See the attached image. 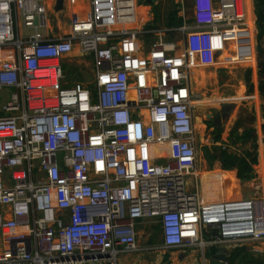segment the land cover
I'll return each mask as SVG.
<instances>
[{
    "label": "built area",
    "instance_id": "built-area-1",
    "mask_svg": "<svg viewBox=\"0 0 264 264\" xmlns=\"http://www.w3.org/2000/svg\"><path fill=\"white\" fill-rule=\"evenodd\" d=\"M88 2L60 36L43 33L45 0H0V264H118L263 242L261 201H205L197 184L189 72L226 53L231 63L254 56L244 0H192L190 26L156 32L136 28V0ZM168 31L183 43L143 50L139 35ZM75 47L91 57L92 79L65 86ZM147 220L161 245L140 249Z\"/></svg>",
    "mask_w": 264,
    "mask_h": 264
},
{
    "label": "crops",
    "instance_id": "crops-1",
    "mask_svg": "<svg viewBox=\"0 0 264 264\" xmlns=\"http://www.w3.org/2000/svg\"><path fill=\"white\" fill-rule=\"evenodd\" d=\"M160 1L161 0H136V28L138 30L145 32L153 30L156 32L157 30L177 29L183 26H190L192 24V0V21L189 25L186 24L185 21H181V13L176 7L173 8V5L169 9L168 13L166 12L165 14L163 11L159 13L157 8ZM182 1L183 0H176V3L178 4L180 2L182 5ZM55 3L56 0H45L46 10L49 18L48 28L43 30V33L46 35L54 33V30H52V27L54 26L59 32L58 33L55 31V35L63 36L65 33H67V27L65 26L66 16H68L71 12H79L81 15H87L90 11L88 0H74L73 3H71L70 0H63V8L60 11L55 10ZM244 5L248 15L254 45V56H252V61L248 64H252L254 62L255 47L257 46V50L259 51V57L257 59L258 62L256 66L257 69L254 70L253 74L251 73L250 76L244 78V84L241 83L242 85L238 87L235 93L233 92L234 94L206 98V96L200 94L199 92L193 91L192 87L190 86L191 92L198 97V100L195 102L194 117L200 108L204 110L206 105L212 106L211 111L208 114H204L207 117V124L209 126V131L206 132L207 134L204 133L201 136L198 131H195L194 129L196 162L198 168L197 184L199 191L203 196V191H205L207 187L202 183V175L219 171L224 173L225 176L231 178L227 180V191L225 192L224 199H222L223 201L254 198L264 204V95L260 92L259 85V67L264 65V55H262V57L260 56L261 53H264V37H259L260 29L257 24V0H244ZM61 20H63V23H61ZM52 21L56 22L52 23ZM64 26L66 30H64ZM61 28H63V30ZM171 36L178 38L176 42L173 41L175 44L180 45L183 43L182 35L176 31H168L164 35H161V37H158L153 33H144L139 35V38L143 45V50L147 51L150 45L160 38L166 42H170L168 40ZM2 55L5 56L6 54L2 53ZM223 56L224 55H222V57ZM218 61H220L219 58L217 59L216 64L210 67L200 65L198 67L214 68L219 63ZM238 63L242 64L246 62L239 61ZM62 66L66 75L68 72H73L75 74V78L78 79L77 81H81L84 84L89 80H81L80 75H87V73L93 75L91 57L82 56L77 47L74 48L72 53L64 57L62 60ZM72 83L74 82H63L65 86H70ZM6 91L7 90L3 91L1 94L2 100L0 102V114H2V106L9 95V92ZM241 106L247 112V114L254 117V122L251 127H247L242 123V120L240 121L239 119V116L242 117ZM193 128H195L194 123ZM210 136L212 139H210ZM211 145L213 146V151L211 150ZM203 150L205 151L204 156L202 154ZM224 152L228 155L245 159L246 162L249 163H251V159H255L256 163L250 165V175L252 178L249 180L241 179L240 174H242V172L237 166L226 168L219 160V155ZM204 159H211L213 161V165L209 167L208 170H206V167L203 168ZM215 162L218 163V165L213 168ZM6 211L7 207L0 205V213H4ZM139 228L142 232V235L145 233L147 235V237L141 238L143 241L142 243H147L148 237H150L148 234L149 227L144 226L143 221L140 223ZM160 245L161 241L159 242L158 246ZM2 246L3 234L0 231V247ZM240 249H244L242 252H240V255H248L250 258L249 263L243 264H264V241L256 243L248 242L245 244L236 245L235 247L225 245L220 247H207L204 250L199 248H190L177 249L170 252L147 251L125 254L122 256H130L131 260L128 264H209L208 256L210 257L216 252L225 251L228 254L227 264H240L239 260L236 258V255ZM137 254L138 256H134ZM133 258H137V260L132 262ZM144 258L149 260H143ZM199 258L201 260L200 262Z\"/></svg>",
    "mask_w": 264,
    "mask_h": 264
},
{
    "label": "rangeland",
    "instance_id": "rangeland-1",
    "mask_svg": "<svg viewBox=\"0 0 264 264\" xmlns=\"http://www.w3.org/2000/svg\"><path fill=\"white\" fill-rule=\"evenodd\" d=\"M173 5V8L176 7L177 10L181 13V21H185L186 24H191L192 21V6H191V0H183L182 5L179 2L176 3V0H161L159 3V6L157 10L159 13L161 11L168 13L169 9ZM56 21H52V23H55ZM61 23H63V20H61ZM63 30V28H61ZM53 32H58L55 27H52ZM64 30H66L64 26ZM56 31V32H55ZM59 33V32H58ZM168 37V36H167ZM169 38V37H168ZM177 37L171 36L168 41H177ZM257 43V40H256ZM257 45V44H256ZM264 55V53H261V57ZM234 57V53H226L223 57L219 56V63L214 68H201L198 67L199 65H194L191 69V72H189V82L190 86L192 87L193 91H197L200 94L206 96V98H212V97H219V96H225L228 94H234L238 87L242 84H244V78L247 76H250V74L254 72L257 66V59L259 57V51L257 50V46L255 47V58L254 62L252 64L248 63H242L239 64L238 62H226L224 60V57ZM260 57V58H261ZM237 63V64H235ZM65 81L70 82L77 81L78 79L75 78V74L73 72H68V74H65ZM81 80H91L92 75L87 73V75H80ZM89 81L85 82L88 83ZM242 83V84H241ZM6 92H9L7 90ZM234 92V93H233ZM2 100V96L0 95V102ZM212 106L206 105L204 107V110L201 108L196 112L193 123H194V129L197 130L198 133L202 136L204 133L209 131V126L207 124V117L204 114H208L211 111ZM241 116H239L240 121L242 120V123L245 124L247 127H251L254 122V117L252 115L247 114V112L242 108L241 106ZM1 116V114H0ZM207 134V133H206ZM205 134V135H206ZM210 139L211 136H210ZM210 143V142H208ZM213 145V144H212ZM210 146L211 150L212 147ZM213 151V150H212ZM205 151H202V154L204 156ZM203 168L206 167V170L209 169L213 165V161L211 159L205 160L203 163ZM218 165V163H214V167ZM231 179L230 177L225 176L224 173L215 171L213 173H207L202 175V183L206 185L207 189L203 191V199L205 201H218L224 199L225 192L227 191V180ZM224 188V190H223ZM144 226L149 227L148 234L150 237H148L147 243H142L141 240L142 237H147L146 233L142 235V232L140 231L139 225L136 226V228L139 230L138 234V245L140 249L145 248H157L159 245L160 240V233L157 227V223L155 221L149 220L144 221ZM141 227V226H140ZM141 232V233H140ZM189 252V251H188ZM134 256H138L134 255ZM208 256V255H207ZM200 257V256H199ZM201 258V257H200ZM199 258V262L201 261ZM210 257L208 256V259ZM131 258L130 256H122L119 258V264H128L130 262ZM137 258H133L132 262L136 261ZM143 260H149L147 258H144Z\"/></svg>",
    "mask_w": 264,
    "mask_h": 264
},
{
    "label": "trees",
    "instance_id": "trees-1",
    "mask_svg": "<svg viewBox=\"0 0 264 264\" xmlns=\"http://www.w3.org/2000/svg\"><path fill=\"white\" fill-rule=\"evenodd\" d=\"M257 24L260 29V38L264 37V0H257ZM260 66V65H259ZM259 85H260V92L264 95V65L259 67ZM250 156V155H249ZM219 160L223 163L226 168H231L233 166L239 167L242 174H240L241 179L249 180L251 179V164H255V159H251V163L246 162L245 159H240L236 156L228 155L225 152L219 155ZM158 227V226H157ZM159 230V227H158ZM160 232V231H159ZM244 249H240L236 258L239 260L240 264L249 263L250 258L247 255H240ZM234 261V260H233Z\"/></svg>",
    "mask_w": 264,
    "mask_h": 264
},
{
    "label": "water",
    "instance_id": "water-1",
    "mask_svg": "<svg viewBox=\"0 0 264 264\" xmlns=\"http://www.w3.org/2000/svg\"><path fill=\"white\" fill-rule=\"evenodd\" d=\"M63 8V0H56L55 10L60 11ZM216 233L213 232V236ZM228 262V254L224 251L216 252L212 254L209 258V264H227Z\"/></svg>",
    "mask_w": 264,
    "mask_h": 264
},
{
    "label": "bare ground",
    "instance_id": "bare-ground-1",
    "mask_svg": "<svg viewBox=\"0 0 264 264\" xmlns=\"http://www.w3.org/2000/svg\"><path fill=\"white\" fill-rule=\"evenodd\" d=\"M247 51H239V55L241 58H239V61L249 63L252 61V56L248 57V54H245ZM245 59V60H244Z\"/></svg>",
    "mask_w": 264,
    "mask_h": 264
}]
</instances>
